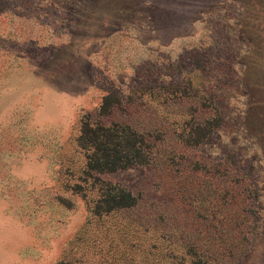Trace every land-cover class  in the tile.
Returning a JSON list of instances; mask_svg holds the SVG:
<instances>
[{"label":"rangeland","instance_id":"374dc122","mask_svg":"<svg viewBox=\"0 0 264 264\" xmlns=\"http://www.w3.org/2000/svg\"><path fill=\"white\" fill-rule=\"evenodd\" d=\"M239 1L0 0V264H264V0ZM83 116L155 138L98 175L135 206L90 214Z\"/></svg>","mask_w":264,"mask_h":264},{"label":"trees","instance_id":"16d2710c","mask_svg":"<svg viewBox=\"0 0 264 264\" xmlns=\"http://www.w3.org/2000/svg\"><path fill=\"white\" fill-rule=\"evenodd\" d=\"M118 103V99L112 93H106L101 97L97 113L100 116L107 115ZM216 123L214 122V125ZM211 125L213 123L208 121L196 124L191 129H187L188 133L182 136V139L187 143L196 142L197 139L191 138L189 131L196 129L202 133L209 132ZM149 133L150 131L136 129L125 121L92 122L87 116L80 119L75 141L77 147L84 151L85 162L82 173L94 179L97 184L96 198L89 208L91 215L100 216L136 205V197L129 190L120 185L103 182L99 180L98 175L147 163L151 158L155 141ZM191 264L208 263L196 257Z\"/></svg>","mask_w":264,"mask_h":264},{"label":"crops","instance_id":"0c3cea01","mask_svg":"<svg viewBox=\"0 0 264 264\" xmlns=\"http://www.w3.org/2000/svg\"><path fill=\"white\" fill-rule=\"evenodd\" d=\"M222 2H226V1H228V0H221ZM230 1H233L234 3H240V1L239 0H230ZM244 2V1H243ZM245 2H247V3H252V2H255V1H253V0H245Z\"/></svg>","mask_w":264,"mask_h":264}]
</instances>
